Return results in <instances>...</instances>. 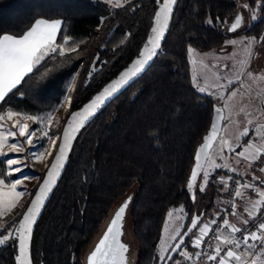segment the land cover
Returning a JSON list of instances; mask_svg holds the SVG:
<instances>
[{
    "label": "trees",
    "instance_id": "trees-1",
    "mask_svg": "<svg viewBox=\"0 0 264 264\" xmlns=\"http://www.w3.org/2000/svg\"><path fill=\"white\" fill-rule=\"evenodd\" d=\"M247 1L260 2L264 13V0ZM162 3L0 0V37L23 36L40 19L62 21L58 48L5 97L0 115L8 111L31 116L54 113L69 97L63 126L59 131L52 127L48 135L61 136L68 118L140 56ZM234 11L228 0H177L170 31L153 65L82 126L54 194L35 224L33 264H85L88 247L109 212L135 185L130 226L138 244L137 264H160L159 243L172 209L183 206L188 214L180 236L194 215L200 225L218 210L226 195L219 179L226 168L215 169L203 185L207 160L194 199L190 191L195 153L208 132L215 103L192 85L189 48L206 52L221 46L224 36L207 23L219 22L221 28ZM262 32L264 20L248 34L260 36ZM4 160L0 156V172L7 168ZM37 175L30 198L2 225L0 238L21 222L45 170ZM196 231L184 244L190 250ZM181 250L170 253L161 264H177ZM0 264H18L17 237L0 245Z\"/></svg>",
    "mask_w": 264,
    "mask_h": 264
},
{
    "label": "rangeland",
    "instance_id": "rangeland-1",
    "mask_svg": "<svg viewBox=\"0 0 264 264\" xmlns=\"http://www.w3.org/2000/svg\"><path fill=\"white\" fill-rule=\"evenodd\" d=\"M107 1L121 5L126 0ZM257 12V8L252 11L251 19L257 17ZM43 21H45V19H43ZM231 41H236V43L233 44ZM226 44V51L222 52L214 50L201 52L193 47L189 48V65L193 87L199 94L211 98L215 104H222L225 109V124L220 137L208 156L207 167L201 179L203 185L207 183L210 174L215 169L221 167L226 169L231 168V164L235 162L233 157L232 159L230 157L231 151L234 153L241 152L243 149L241 144L250 137L251 132L256 131L257 134L260 135L262 132V130L260 131V127H264V117L262 115L264 113V39L262 43H259L256 38L242 34L228 39ZM52 47L55 49L58 48L54 43H52ZM59 49L62 50L60 47ZM51 52L52 51H49V53ZM230 81L231 84L229 83ZM71 92L72 89L69 94ZM233 93H235V95H233ZM68 100L69 97L66 99V104ZM66 104L54 113H46L37 116L12 112L15 115L9 118L7 114L10 111L0 115V117H3V119H0V125H2V127H0V139L3 140V147L0 148V153L7 154H0V156L4 159L11 156L23 157L24 159L20 160V166L27 165L26 168H23L22 172L25 178L16 188V191H24L26 189L25 195L19 198L0 196V228L17 215L21 207L30 198L29 193H31V190L39 180L37 171L45 170L43 169L45 166L44 156L51 140L56 135L51 137L46 150H44L43 156L40 159L34 160L29 155L32 148L27 143L28 137L26 135H20V128L26 125L27 132H31L32 129H38L36 134L32 137L33 143H36L37 139L44 133H47L48 136L52 127H54L56 131L61 129L62 123H64L63 117L66 115L67 111L65 108L67 107ZM249 121H251V123H249ZM246 130L247 135H244ZM9 132L15 133V137L8 135ZM13 143L22 146L20 152L15 153L11 151L10 146ZM40 143H42V141H40ZM257 155L258 153L256 155L252 154L251 160ZM12 167H17V165H13ZM17 174L18 176L15 179H4L5 185H8L9 180L14 181L20 179L21 173ZM33 176L38 177V179L29 178ZM136 188L137 185H135L130 192L134 193ZM0 189L4 192H8L10 187L0 186ZM187 218L188 214L183 206L174 208L168 213L159 243L158 260L160 264L170 255L176 240L184 230ZM198 227L199 224L196 228L198 229ZM15 230L16 228H13L9 232H15ZM195 235L196 233L193 237ZM16 237L17 234L10 237L5 243L15 241ZM0 239H3V237ZM133 243L138 252L137 242L135 241ZM188 251L189 249L187 246L182 248L177 264L180 263V260L183 262L187 260L185 255H187L186 253H188ZM181 253H185V255ZM161 257H163V259H161Z\"/></svg>",
    "mask_w": 264,
    "mask_h": 264
},
{
    "label": "snow or ice",
    "instance_id": "snow-or-ice-1",
    "mask_svg": "<svg viewBox=\"0 0 264 264\" xmlns=\"http://www.w3.org/2000/svg\"><path fill=\"white\" fill-rule=\"evenodd\" d=\"M176 0H163L162 6L159 8L158 14L154 17L155 25L152 29V36L149 38L147 44L144 46V52H142L139 58L135 61L132 68L125 72L123 76L117 81V84H124L127 82L129 76H135L140 71L143 70L144 66L148 64L149 60L155 55H158L157 49L159 48V42L163 39L164 26L170 18V10L172 6H174ZM247 7V6H245ZM255 18V17H253ZM241 20L239 17L236 18L235 22L232 24L230 30L235 31L236 28L240 25ZM40 25H47V30H41ZM60 25L59 20H55L51 23L48 21L38 20L36 21V27H33L32 30L28 31L21 38L17 39L11 35H3L0 37V101H3L5 97L16 88V86L23 80V78L32 72L33 67L42 61L49 53V51L55 52L56 49L52 47V43L55 39L56 30ZM231 43L235 44L236 41H231ZM147 53V55H145ZM231 84V81L229 82ZM116 89V85H111L108 88L103 90V93L97 95L95 100L88 105V108L96 107L97 102L105 99V97H110L112 92ZM67 91V90H66ZM235 95V93H233ZM87 111V109L85 110ZM218 114L220 110H217ZM8 117L11 118L15 115L12 112H9ZM78 113L73 114V118H75ZM3 119V117H0ZM251 123V121H249ZM2 127V125H0ZM27 126L24 125L20 128V135L27 136V143L31 146L32 151L29 155L34 159H40L43 156L44 150H46V144L51 137L47 136V133L41 135L36 143H33L32 137L36 134L38 129H32L31 132L26 131ZM71 122L66 127L64 133V141L60 147L59 154L56 157L55 163L52 165V169L48 172L47 178L43 182L42 186L39 188V195H36L34 200L31 202L28 207L27 212L22 216L21 222L18 224L15 232H9L8 235H4L3 239H0V245L4 244L10 237L18 234V242H19V264H31L28 253V241L30 239V225L34 223V216L37 214V209L40 208L42 199L44 198V194L51 190L52 180L55 176L56 170L61 166V161L65 155V148L70 139L68 129H71ZM215 131V128L213 129ZM8 135L15 137V133L9 132ZM244 135H247V130ZM40 141H44V144H41ZM3 147V140L0 139V148ZM11 151L18 153L21 150L22 146H18L17 143L11 144ZM2 155H7L4 153H0ZM243 155V153H240ZM24 159L19 156H11L3 161L7 168L4 172H0V175H4L5 177L11 176L13 173H21V178L16 180H9L8 185H5V180L0 179V186L10 187L8 192L2 191L0 189V196L3 197H13L19 198L25 195L26 189L24 191H16L17 185L22 183V180L25 178L22 175L23 168H26L27 165L20 166V160ZM13 165H17V167H12ZM264 171V169H262ZM30 179H38V177H29ZM193 180L196 179V173H193ZM31 195V193H29ZM237 196H240L239 191L236 193ZM127 204L119 207L113 217V219L109 222V227L106 229V233L103 235V239L98 242V246L95 247V250L90 253L89 259L91 264H124L125 256L124 253L127 252V247L124 244H119L116 241V236L119 234L118 232H114V227L118 221L122 219V214L125 212ZM171 215V214H170ZM245 223H247L245 221ZM224 224L227 226L228 221L225 220ZM193 227H195V222H193ZM207 225L204 226L200 231L199 237L193 241V245L195 247H199L201 240L205 234V230L207 229ZM261 230H264V223L259 225ZM232 231L238 232L240 229L233 227ZM111 238L112 244L109 245L108 241ZM252 240L260 239L262 245H264V236L258 237L255 233L251 235ZM249 237L245 236L243 241H227L225 243H234L235 246H239L240 243H244L246 247L251 248V245H248ZM174 247L179 248L180 244L174 245ZM220 248L217 246L216 252L219 253ZM185 255V253H181ZM199 256V253H197ZM227 257H234L236 260H239V257L236 254L229 250L227 252ZM190 258V257H189ZM163 259V257H161ZM209 259H216L215 256H210ZM220 264H224V258H221Z\"/></svg>",
    "mask_w": 264,
    "mask_h": 264
},
{
    "label": "water",
    "instance_id": "water-1",
    "mask_svg": "<svg viewBox=\"0 0 264 264\" xmlns=\"http://www.w3.org/2000/svg\"><path fill=\"white\" fill-rule=\"evenodd\" d=\"M177 2V0H176ZM176 5V3H175ZM175 5L172 6L171 10H170V18L167 21V23L164 26V32H163V39L159 42V48L157 49L158 53L161 50V47L170 31L171 25H172V21H173V16H174V9H175ZM236 20V19H235ZM234 20V22H235ZM233 22V23H234ZM229 24L228 27V32H236L239 30L240 25L236 28L235 31L230 30L232 27V24ZM152 32L150 34V37L152 36ZM147 44V43H146ZM145 44V45H146ZM144 45V46H145ZM142 52H144V47ZM145 55H147V53H145ZM158 55H155L151 58V60H149L148 64H146L143 68L142 71H140L137 75L135 76H129L127 79V82L124 84H117V81L120 80V78L123 76V74L127 71H129L133 64L135 63V61L139 58H137L129 67H127L117 78H115L113 81H111L109 84H107L100 92H98L90 101H88L82 108H80L78 111H76L75 113H78L79 115H76L75 118H73V114L68 118V120L65 122L64 127L62 129V133L60 136V140L58 142L57 148L52 156V159L48 165V167L45 170V175L43 180L41 181L40 185L38 186L37 190L35 191L34 195L32 196L31 200L29 201L28 207L30 206L31 202L34 200L36 195H39V188L42 186L43 182L45 181V179L47 178V174L48 172L52 169V165L55 163L56 161V157L59 154V150L61 145L63 144L64 141V133L66 130L67 125L69 124V122H71L72 128L68 129L69 131V135H70V139L68 141V144L65 148V155L64 158L61 161V166L56 170L55 172V176L52 180V186H51V190L47 193L44 194V198L42 199L41 202V207L37 209V214L34 216V223H32L30 225V239L28 241V247H27V253H28V258L31 262V264H33L32 262V254H31V245H32V237H33V231L35 228V224L39 221V219L42 216L43 213V208L49 203V201L51 200L55 188L57 187L58 182L60 181L63 172L65 170V167L67 165L70 153H71V149L74 145L75 139L78 136V134L80 133L82 126L86 125L88 123H90L91 121H93V119L95 118V115L102 112L104 109H106L117 97H119L124 91H126L129 87H131L137 80H139L146 72L147 70L153 65V63L155 62L156 58ZM111 85H116V89L112 92L110 97H105V99L97 102L96 107H92V108H88V105L91 104L94 100L95 97L97 95H100L103 93V90L105 88L110 87ZM87 109V111H85ZM217 110H220L219 114L217 112ZM224 121H225V109L224 106L222 104H215L214 106V110H213V116H212V121L210 124V127L208 129L207 134L205 135L202 144L197 148L196 153H195V157H194V164L192 166L191 169V173H190V178H189V185L193 186L190 191H191V196L194 199L195 198V185L199 179V176L201 175L203 168L205 166V164L207 163L208 160V156L210 155L212 149L214 148L218 138L221 135V132L223 130L224 127ZM215 128V131H213V129ZM196 173V179L193 180L192 176L193 173ZM133 200H134V193L129 192L125 197H123L109 212L108 216L106 217L104 223L102 224V226L100 227L99 231L97 232V234L95 235V237L92 239L89 247H88V252L85 256V264H91V261L89 259L90 253L92 251L95 250V247L98 246V242L103 239V235L106 233V229L110 226L109 222L113 219L117 209L125 204H127L125 212L122 214V219L120 221L117 222V224L114 227V232H118L119 234L116 236V241L119 244H124L127 247V252L124 253L125 256V262L124 264H137V258H138V252H137V248L134 245L133 242L136 241L133 233H132V229L130 226L131 223V216H130V211L132 209L133 206ZM25 210L24 214L27 212L28 210ZM23 214V215H24ZM199 217L197 215H194L192 218V221L190 222L189 226L187 227L185 233L183 235H181L178 240L176 241V244H180L179 248H176L173 246L172 251H171V255H175L177 254L181 248L184 246L187 238L192 234V232L196 229V227L199 224ZM193 222H195V227H193ZM129 236V238H128ZM108 244L111 245L112 244V240L111 238L108 241ZM17 247H18V256H19V242H18V234H17ZM18 264H19V260H18Z\"/></svg>",
    "mask_w": 264,
    "mask_h": 264
},
{
    "label": "built area",
    "instance_id": "built-area-1",
    "mask_svg": "<svg viewBox=\"0 0 264 264\" xmlns=\"http://www.w3.org/2000/svg\"><path fill=\"white\" fill-rule=\"evenodd\" d=\"M68 104L69 100L66 104V109L68 108ZM65 116L66 115L63 117L64 120ZM261 130L262 132L260 135L264 137L263 126L260 127V131ZM59 138L60 134H56L49 144L48 150L44 156L45 166L43 169L45 170L50 163L49 161H51ZM251 163L256 171L264 173V171H262V169H264V149L258 153ZM219 179L225 186L226 195L224 197V202L220 204V207L210 219L199 225L196 235L192 238L191 242L193 244V241L199 237L201 229L207 225L208 227L205 230L200 246L196 247L200 254L205 257L206 264H220L221 258H224V264H235L230 260V257H227V252L229 250L233 251V244L223 242L219 245L218 240L228 227L230 223V216L233 215L238 218L241 217V213L239 211V196L236 195L237 191L241 194L245 188H251L255 190V195L252 199L255 206L252 214L249 218L243 221V224L240 227H235L240 229V231L234 232L232 229L230 230L231 235L228 237L227 241H243L244 237L248 236L249 240L247 243L252 246V253L247 259H245L243 264H255L256 257L261 248L264 246L261 244L260 239H251V235L253 233H255L258 237L264 236V230L259 228V225L264 223V178L256 175L250 177L239 170L229 169ZM225 220L228 221L227 226L224 224ZM245 221L247 223H245ZM217 246L220 248L219 253L216 252ZM210 256H215L216 259H209Z\"/></svg>",
    "mask_w": 264,
    "mask_h": 264
},
{
    "label": "crops",
    "instance_id": "crops-1",
    "mask_svg": "<svg viewBox=\"0 0 264 264\" xmlns=\"http://www.w3.org/2000/svg\"><path fill=\"white\" fill-rule=\"evenodd\" d=\"M40 20H43V19H40ZM45 21H48L49 23L53 22L51 20H45ZM61 26H62V21L60 22V25H59L58 29L56 30L55 39L53 41V43L55 45H56V40H57V37L59 35ZM33 27H36V23L34 24ZM32 28L30 30H32ZM40 29L41 30H47V25H40ZM14 37L19 39L22 36H19V37L14 36ZM1 102L2 101H0V103ZM262 115L264 117V113ZM263 124H264V122H263ZM246 140H247V142H246ZM246 140H245V142H243L241 144V147H243L241 152H235L234 153L231 151L230 157H231V159L233 157V160H235V162L233 161L234 163L231 164L232 167L229 169L239 170L242 173H245L247 176H250V177L256 175V176H262L264 178V173L256 171L253 168L252 163H251L252 154L256 155L257 153L261 152L264 149V137L258 135L256 131H252L250 137H248ZM240 153H243V155H240ZM231 162H232V160H231ZM229 169H227V171ZM254 195H255V190H253L251 188H245L244 191L240 194V196H239V211L241 213V217L238 218V217L233 216V215L230 216V223H229L228 227L225 229V231L222 234V236L220 237V239L218 240L219 245H221V243H223L225 240L228 239V237L231 235L230 230L233 227H240L243 224V221L250 217V215L252 214L253 208L255 206L254 203L252 202ZM223 202H224V199L221 202V204ZM205 221H207V220H205ZM233 242H235V241H233ZM232 244H233V252L236 254V256L239 257V260H236L234 257H230V260L235 264H243L245 259H247L251 255V253H252L251 248L246 247L242 243H240L239 246H235L234 243H232ZM191 245L194 249L193 250L189 249L188 253H186L187 254V255H185L187 258L186 261H188L186 264H206L205 257L200 254L199 250L192 244V242H191ZM197 253H199V256H197ZM255 264H264V246L259 251V253L256 257V263Z\"/></svg>",
    "mask_w": 264,
    "mask_h": 264
},
{
    "label": "flooded vegetation",
    "instance_id": "flooded-vegetation-1",
    "mask_svg": "<svg viewBox=\"0 0 264 264\" xmlns=\"http://www.w3.org/2000/svg\"><path fill=\"white\" fill-rule=\"evenodd\" d=\"M229 4H232L235 8V11L233 14L229 17V19L225 22V26L221 27L219 26V22L209 21V24L211 28H213L217 33L222 34L224 36V42L221 46H219L216 49H213L217 52L226 51L225 47L227 46L226 41L228 39H231L233 37L239 36V35H247L253 38H256V40L259 43L263 42L264 39V32L260 36H257L255 34H248L250 30H252L257 23H262V20H264V13H263V7L260 2H256V4L252 5L247 0H228ZM247 6V7H245ZM258 9L257 17L255 19H251L252 11L254 9ZM239 17L241 20V26L238 31L236 32H228V27L230 23H233L234 20ZM212 51V50H211ZM207 52V51H206ZM88 252V251H87ZM87 254V253H86Z\"/></svg>",
    "mask_w": 264,
    "mask_h": 264
}]
</instances>
